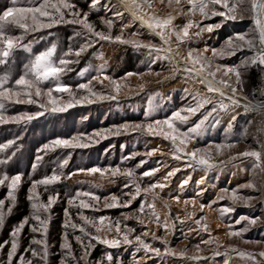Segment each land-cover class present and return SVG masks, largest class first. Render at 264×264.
Listing matches in <instances>:
<instances>
[{
  "label": "rangeland",
  "instance_id": "rangeland-1",
  "mask_svg": "<svg viewBox=\"0 0 264 264\" xmlns=\"http://www.w3.org/2000/svg\"><path fill=\"white\" fill-rule=\"evenodd\" d=\"M70 2L76 5L77 10L89 12L88 19L95 25L97 30L107 31V26L101 22V17L105 19L112 18V35L120 34L121 26L128 24L130 20L127 12H123L120 18L112 15L113 11H123L119 0H100V4L91 11L89 10L88 0H70ZM152 2L154 11L157 14L163 15L167 11H170L166 7V3H161L160 0H152ZM31 3L32 0H16L14 5L13 0H0V12L6 7L27 6ZM181 3L185 9L189 7L184 0H181ZM101 5H107L108 7H101ZM112 6L115 7L112 8ZM246 7L250 8V4H246ZM109 8H112V11ZM66 18H68L67 15ZM189 18L188 15H177L173 23L182 27ZM191 18L199 21L201 26L207 23H220L221 26L212 32H204L199 37L192 36V33L199 31V29L197 27L191 28L189 30L190 36L192 37L190 42L180 45L179 51L183 55H186L189 47L203 49L207 45L209 46V51L206 55L210 56L211 48L221 47L230 36L238 32L252 33L255 29L254 20L250 11L244 13L243 19H237L235 21L223 20L219 16L201 19L199 12H196ZM80 29V25L62 23L54 25L52 28L27 33L21 43L29 45V47L16 48L9 56L12 58L15 57L14 65L17 66V74L23 75L25 66L29 64L34 56L47 47H50L53 43L57 45V57L60 56L62 51H67L69 46L72 48L79 47L87 39L85 36L74 35ZM20 32L21 30L19 28H10V34L20 35ZM133 32L138 33L137 37H135L136 39L144 42L151 41L156 44L162 43L159 37L149 33L146 29L139 28V22L125 28L123 35L127 38H132L131 33ZM172 39L175 41L174 36ZM175 51V44H173L172 55L174 56ZM250 54L248 50H244L243 52L235 53L233 56L224 57L218 62L231 65L238 63L243 55ZM67 58L75 59L73 56ZM175 59L179 61L180 57L175 56ZM148 60V51L144 48L136 49L131 45L120 44L119 42L99 41L98 43H93L92 47L81 53L77 63L70 65L71 71L66 72L62 80L65 83L71 84L75 90L77 84L87 82L92 76L98 75L97 70L103 66V74L100 75L102 83L93 81L92 87L94 91L107 92L110 91V86L109 81L104 79V75H108L114 79H120L125 77V74L128 72L136 73L137 75L121 80L122 85H126V87L122 86L121 92L116 96V99L94 100L90 104H75L62 113L45 112L44 115L35 117L26 124H16L10 120L0 124V132H3L2 135L5 136V139L14 141V144L5 150L7 151L5 156H11V159L5 165V170L0 168V174L6 172L11 176L20 173L18 172L19 170L23 174L16 191V204L12 212L6 215L5 223L0 228V242L10 240L11 230L19 223L15 222L14 218L17 214L16 208L20 202L19 195L23 192V189H27L28 196L33 181L57 174L60 175V180L48 185V191H45L44 185L37 186L40 199L45 202L49 194H53L54 192L60 193V198L52 205L48 213V264H60V245L57 247L55 234L51 233L55 230L54 222L61 216V213L63 215L62 227L64 232L62 233L60 244L63 241V235L66 231L74 253L79 256L81 249L75 240V235H81L82 239L84 237L78 229L65 228V209L68 210L72 222H81L77 212L82 211L84 215L89 217L107 216L114 223L117 219L122 220L123 213L137 208L141 202L145 204L151 202L152 198L149 195L147 200H144L142 194L141 197H137L127 208H104L103 203L105 197L110 198L112 195H116L122 203L126 199L122 193L131 190L132 185L124 188L123 186L127 183V178L122 175L113 177L108 173L102 175L101 173L81 172L78 169L119 166L123 170L124 168L131 167L135 169L137 181L141 183L142 187L148 182L156 180L167 184V187L162 191L156 189L160 193V198L155 201V208L160 215L161 221L167 216L174 224V228L166 236L168 246L176 251L186 248L189 254H193L195 252V245L199 244L201 252L198 254L202 255L204 259L192 261L172 255H164V245L158 240L153 241L151 234L146 239L153 247L161 248L162 254L159 256L152 253L145 254L143 250L136 252L135 244L127 246L121 245L120 248L113 249L93 241L95 246L100 245L113 254L127 256V259H123V264H133V253H135L138 264H226V262L227 264H253L250 259L235 254L229 246L231 245L236 249L253 253L264 250V191L258 190L260 181L264 179V173H260L257 169L255 176L253 175L252 159L238 158L237 160L229 161L228 157L245 150H259L258 143L256 142L258 137L255 133L254 118L249 112L244 111L242 103L240 107L236 108V119L231 121L232 130L231 135L228 136V142L235 143L236 146L224 151L222 155H216L214 148L212 149L213 159L216 161H224L223 165L218 164L217 167L209 170L207 173L201 168L194 169L185 167L188 163L187 159L175 160L173 158L170 141L165 140L161 136L124 131L120 128L121 125L126 123L134 124L145 121L144 113L148 108L149 98H152L154 105L157 106L151 119H163L170 115L172 111L192 102L191 93L194 91H199L202 94L206 92L205 85L193 83L182 74V63L180 65L181 71L172 75L168 61L157 60L155 64L151 65V71H149ZM253 67L244 78L245 83L242 96L246 93L252 80L254 74ZM157 71L161 73L160 76L155 75ZM81 72H83V75H81ZM139 73H144L145 75L141 77L138 75ZM140 85H144V87L141 88L139 87ZM50 86H52L50 82H44L41 85L44 89ZM184 89H188V93ZM83 94L85 93L82 90L77 92V96ZM53 95L60 94L54 92ZM64 97L67 99L66 94H64ZM45 100L46 98H41V102H45ZM6 104L11 111L8 114H4L6 118L16 116L23 112L34 113L36 111H42L37 104L9 102H6ZM210 107L211 105H205L206 109ZM204 110L201 109V112L191 116L189 123L183 125L182 128L186 130L187 127L191 126L192 123L200 118ZM229 121L230 115H222L221 122L215 125L209 124L202 136L188 143L187 150L206 148L209 145L224 142L226 138L225 129L228 127ZM245 128H247L248 134L241 136L240 133ZM81 134L83 136L81 142L87 144V147H54L48 150H45L43 147L45 144H50L57 137L68 138L71 136H80ZM157 147L162 151H157L151 156L147 155L152 148ZM13 152L15 153L14 155H12ZM133 153H135L134 156L131 155ZM37 157H40V159L38 160ZM141 159L145 163L136 167ZM152 168H158L159 170L151 177L140 178V173ZM172 168H179L180 170L170 176L167 181H164L163 178L166 173ZM70 173L71 175H69ZM202 176L204 177V182L198 184L197 181H200ZM184 179H188V184L181 188V181ZM253 180L257 183V189L239 187ZM225 189L227 193L223 192ZM233 189L237 190L238 195L245 197L251 196L253 199L246 203L237 201L233 204L228 199ZM78 190L91 191L99 196L101 199L96 202L99 210L78 209V201L74 205L69 206L67 203L69 196L74 195ZM6 194V186L0 185V198H5ZM221 194H224L225 198L217 200V197ZM176 195L180 196L179 202L172 199ZM82 198L88 199L89 203L92 202L89 198ZM193 199L195 201L194 203H192ZM185 200H188L189 203L185 204ZM165 201H167V206L165 205ZM201 204L205 205L202 210L200 208ZM223 206L233 207L234 210L221 217L219 209ZM193 211L195 212V216L192 219L184 220L183 224L176 220L177 216L183 219L187 212ZM147 212L148 209L146 208ZM200 216L206 217V221L211 229V237L214 238L213 243H201L202 240H208L209 235L204 232L197 234L195 231L197 226L193 223V220ZM241 216L253 219L260 217V219L255 224H248L247 220H241L239 224H236L235 221ZM142 218L147 221V214ZM123 223L122 221V229ZM126 223L136 228V232L132 234L133 236L139 234L144 228H147L150 232L154 230L157 236L165 235V229L155 222L149 221L146 225L142 226L134 219H129ZM246 225L247 231L241 236L230 237L228 235L230 231L239 230ZM189 228H192L193 231H189ZM105 234L111 238L114 232L105 233L102 230L100 233L102 236ZM33 236L40 238L39 233H32L28 225H25L19 238L20 248L18 249V255L24 252V249L28 246ZM85 243H87V240H85ZM8 247L9 245H5L4 249L0 250V261L5 260V253ZM33 247L38 248L36 245H33ZM216 252L220 254L216 255ZM25 257L29 258L27 253H25ZM101 257L102 255L99 259H91L89 255V264H94V261L100 260ZM257 259L259 260L260 257L257 256ZM13 264H16L15 258Z\"/></svg>",
  "mask_w": 264,
  "mask_h": 264
},
{
  "label": "snow or ice",
  "instance_id": "snow-or-ice-1",
  "mask_svg": "<svg viewBox=\"0 0 264 264\" xmlns=\"http://www.w3.org/2000/svg\"><path fill=\"white\" fill-rule=\"evenodd\" d=\"M161 3H166V7L170 9L165 14L160 15L154 11V5L152 0H119L120 5L123 7V11H113L112 15L120 18L123 12H127L130 16L128 24L121 26L120 34L112 35L111 29L113 27L112 18L101 17V22L107 26V31L97 30L95 25L89 21V12H83L77 10L76 5L70 2V0H32V3L27 6H10L6 7L0 12V64H5L16 48H28L29 45L22 44L21 41L24 36L29 32H38L40 29L52 28L54 25L62 23H70L74 25H80L81 29L74 33L75 36H85L87 39L83 44L77 48L69 46L67 51H62L60 56H56L57 45L51 44L45 50L39 52L34 58L25 66L23 75H20L15 80V88L6 86L8 83L7 74L0 75V124L6 123L9 120L16 124L27 123L34 119L44 115L45 112L62 113L67 109L73 107L75 104L93 103L94 100L104 99H116V96L121 92V88L126 87L122 85L121 80L137 75L136 73L128 72L125 77L120 79H114L108 75H104V79L109 81L110 91L97 92L93 90V81L102 83L100 75L103 74V66L97 70L98 75L92 76L87 82L79 83L75 86V90L71 84L65 83L62 77L66 72L71 71L70 65L78 62V58L81 53L92 47L93 43L99 41L119 42L120 44L131 45L133 48H144L148 51V64L149 71H151V65L155 64L157 60L168 61L170 65V73L175 75L181 71V63L183 64L182 74L191 82L205 85L206 92L204 94L199 91L191 93L192 102L184 107L178 108L170 113L163 119H151L153 112L156 109L152 98H149L148 108L145 111V121L134 124H124L120 128L124 131H133L138 133H147L151 136H161L165 140L171 143V154L175 160L187 159L188 163L185 167L201 168L205 173L217 165H223L224 161H216L213 159L214 148L216 155H222L224 151L234 148L235 143L228 142V136L231 135L232 122L236 119V108L241 106V97L243 94V86L245 83V76L253 66L260 67L264 71V0H184L189 6L187 9L181 3V0H160ZM16 0H13L15 5ZM100 4V0H88L89 10H94L97 5ZM246 4H250V8L246 7ZM101 7H108L107 5H101ZM115 6H112L114 8ZM112 8H109L112 11ZM151 10V11H150ZM251 12L254 20L255 29L254 32H238L233 36L227 38L221 47H212L211 55H206L209 51V46L205 45L203 49H196L189 47L186 55L181 54L179 51L181 44H188L191 40L190 29L197 27L199 31L192 33V36L199 37L204 32H212L221 26L220 23H207L203 26L199 21H195L192 16L196 12L200 13L201 19H207L211 16L222 17L223 20L235 21L237 19H243L245 12ZM66 15L68 18H66ZM177 15H188L190 18L181 27L173 23ZM139 22V28L146 29L149 33L154 34L160 38L162 43L156 44L144 42L136 39L138 33H131L132 38H127L123 35L125 28H128L131 24ZM223 22V21H222ZM15 27L21 30L20 35L10 34V28ZM175 37L173 41L172 37ZM42 38V37H41ZM173 44H175V56H179L180 60L177 61L175 56L172 55ZM248 50L250 55H243L238 63L235 64H222L218 61L224 57L235 55L237 52H243ZM73 56L75 59H68L67 57ZM83 75V72H81ZM141 77L144 73H139ZM156 76H160L161 73L157 71ZM44 82H50L52 86L44 89L41 85ZM139 87L143 88L144 85ZM83 91L85 94L77 96L78 91ZM188 93V89H184ZM60 95H53V93ZM64 94L67 95L65 99ZM46 98L45 102H41V98ZM244 100H247L246 96H243ZM9 103H28L37 104L42 111H36L34 113H19L16 116L5 117V104ZM205 105H211L210 108H205ZM244 111L259 110L264 112V101L253 103L248 101L243 105ZM201 109H205L200 118L187 127L186 130L182 128L183 125L189 123L191 116L201 112ZM222 115H230V121L228 127L225 129L226 138L222 143H216L215 145H209L206 148H193L187 150V145L190 141L202 136L209 124L215 125L221 122ZM211 118V119H210ZM248 134L247 128H245L240 135L246 136ZM82 134L80 136H71L68 138L57 137L50 144H45L43 147L45 150L54 147L64 148H76L87 147V144L82 143ZM260 144V149H250L236 153L228 157L229 161L237 160L238 158L252 159L253 160V175L255 176L256 170L260 173H264V143L259 140L256 141ZM14 141L9 140L4 144H0V152H3L9 146L13 145ZM157 151H162L158 147L152 148L147 155L151 156ZM15 153L13 152L12 155ZM135 155V153L131 154ZM11 159V156L0 157V165H6ZM39 160L40 157H37ZM127 159V158H125ZM145 161L141 159L136 167L144 164ZM159 169L152 168L140 173V178L151 177ZM179 168H172L168 171L163 178L164 181L174 175ZM78 171L88 173H108L115 177L122 175L127 178V183L124 184V188H128L132 185V189L128 192L122 193L126 197L121 203L119 197L112 195L110 198L105 197L103 207H124L127 208L133 203L137 197H141L147 200V197L151 196V202L145 204L141 202L139 206L132 209L129 212L122 214V220L117 219L114 223L107 216L100 215L98 217H89L83 214L82 211H78L77 215L80 219V223L72 222L68 210L65 209V228L78 229L83 235H75V240L80 246L81 253L77 256L72 244L68 240V233L65 231L63 235V241L60 244V264H89L88 257L90 251L95 247L93 241L108 246V248L118 249L121 245H133L135 244V251H144L145 254L152 253L154 255H161V248L153 247L152 244L146 239L150 234L153 241H160L163 247L164 255H172L180 258L189 259L192 261H200L204 257L198 253L201 252L200 245H195V252L189 254L188 250L181 249L179 251L173 250L168 246L166 239L167 233L174 228L172 220L165 216L161 221L159 213L155 208V201L160 198V193L156 189L161 191L167 187L166 183H162L159 180L150 181L145 186H141V183L137 181L136 172L134 168H124L121 170L119 166L108 168L92 167L88 169H78ZM22 173H17L9 176L6 172L0 174V185H5L7 188V194L5 198H0V228L5 223L7 214H10L16 204L17 197L16 191L20 185L22 179ZM71 175V173L69 174ZM60 175L53 174L48 177H44L41 180L32 182L29 194L27 196L30 201L31 213L29 216H25L10 233V240L0 242V250H3L5 245H9L7 252L5 253V260L0 261V264H13L14 258L16 264H48L49 256V244L47 240L48 233V213L52 205L60 198L59 192L49 194L47 201L40 199V193L37 191L38 185H44L45 191H48L47 186L60 180ZM204 182L202 176L198 184ZM188 184V179L181 181L180 187ZM239 187L257 189V183L253 180L247 182ZM264 191V179L259 183V189ZM203 191V189H201ZM227 193V190H223ZM89 198L92 202L89 203ZM224 194L217 197V200L224 199ZM100 197L95 195L91 191H76L74 195L69 196L67 203L69 206L74 205L78 201V209H94L99 210L96 202L100 201ZM172 199L179 202L180 196L176 195ZM233 204L237 201L248 202L253 199L251 196H240L237 194V190L233 189L230 196H228ZM7 200V206H6ZM194 199L192 203H194ZM185 204L189 201L185 200ZM215 203V201H213ZM167 206V201H165ZM205 207L204 204L200 205L201 210ZM146 208L148 212L146 213ZM233 207L223 206L219 209L221 217L226 213H231ZM147 214L148 220L146 221L142 217ZM195 216V212H187L186 216L181 219L179 216L176 220L183 224L184 220L192 219ZM134 219L140 225H146L149 221L155 222L157 225L162 226L165 229L164 236H157L155 231H149L144 228L139 234L132 235L136 232V228L129 226L126 221ZM260 217L249 218L241 216L235 223L239 224L241 220H247L248 224H255ZM123 223V229L121 224ZM202 221H204L202 223ZM107 222V223H106ZM193 223L197 226L195 231L197 234L200 232L207 233L209 235L208 240H202L201 243L208 244L213 243L214 238L211 237V229L205 216H200L193 220ZM28 225L29 230L32 233H39L40 238L33 236L24 249L23 253H18L20 248V234ZM112 233L114 235L109 238L107 234L100 235V233ZM189 231H193L189 228ZM247 231V225L236 231H230L228 235L241 236ZM87 240V243H85ZM33 245L38 246L33 247ZM219 247V245H217ZM229 248L237 255L250 259L253 264H264V250L258 253L245 251L242 249H236L234 246ZM25 253L29 258L25 257ZM219 255V252L215 253ZM134 261L133 264H138V260L135 258V253L132 254ZM257 256L260 259H257ZM94 264H123V258L120 255L114 256L111 251H105L100 260L94 261ZM227 264V262H226Z\"/></svg>",
  "mask_w": 264,
  "mask_h": 264
},
{
  "label": "trees",
  "instance_id": "trees-1",
  "mask_svg": "<svg viewBox=\"0 0 264 264\" xmlns=\"http://www.w3.org/2000/svg\"><path fill=\"white\" fill-rule=\"evenodd\" d=\"M15 57H9L7 62L5 64H0V75L7 74L8 76V83L6 86L8 87H16L15 86V80L19 78L20 74H17V66L14 65ZM10 109L7 107V104H5V111L4 114L10 113ZM3 132H0V144H4L8 141V139H5V136L2 135ZM4 137V138H3ZM10 148V147H9ZM7 148V149H9ZM5 149V150H7ZM0 152V157H4L5 153L7 151ZM0 168L5 170V165H0ZM18 172L21 173L19 170ZM62 189V188H60ZM19 204L16 208V216L14 218L15 222H20L25 216H29L31 212L30 202L27 199V189H23V192L19 195ZM62 221H63V215L61 213V216L54 222L55 230L51 234H55V242L59 247L62 233L64 232V229L62 227ZM53 242V241H52ZM105 251H108L106 248L96 245L94 249L90 252V258L91 259H99L101 255L105 253ZM113 255H116L115 253ZM117 256V255H116ZM123 259H127V256H122Z\"/></svg>",
  "mask_w": 264,
  "mask_h": 264
},
{
  "label": "built area",
  "instance_id": "built-area-1",
  "mask_svg": "<svg viewBox=\"0 0 264 264\" xmlns=\"http://www.w3.org/2000/svg\"><path fill=\"white\" fill-rule=\"evenodd\" d=\"M260 67L254 66V74L252 77V80L250 81L249 89L248 91L243 95L246 96L249 101H252L253 103L264 101V97L255 95L256 94V86L258 84V78L259 77V71ZM258 75V76H257ZM252 117L255 120V133L257 134L258 140L261 143H264V112L255 110V111H248ZM258 148L260 149V144H258Z\"/></svg>",
  "mask_w": 264,
  "mask_h": 264
},
{
  "label": "bare ground",
  "instance_id": "bare-ground-1",
  "mask_svg": "<svg viewBox=\"0 0 264 264\" xmlns=\"http://www.w3.org/2000/svg\"><path fill=\"white\" fill-rule=\"evenodd\" d=\"M258 76V75H257ZM258 79V84L256 86V94L255 95H259V96H262L264 97V71H262L260 69L259 71V77H257ZM249 100H244L243 99V96L241 97V103L244 105L245 103H247ZM252 111H255V110H252Z\"/></svg>",
  "mask_w": 264,
  "mask_h": 264
},
{
  "label": "crops",
  "instance_id": "crops-1",
  "mask_svg": "<svg viewBox=\"0 0 264 264\" xmlns=\"http://www.w3.org/2000/svg\"><path fill=\"white\" fill-rule=\"evenodd\" d=\"M248 89H249V86H248ZM248 89H247V91H248ZM247 91H246V92H247Z\"/></svg>",
  "mask_w": 264,
  "mask_h": 264
}]
</instances>
